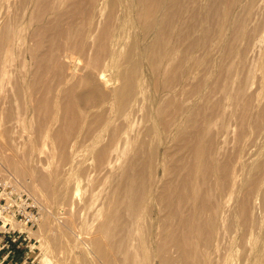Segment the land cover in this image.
<instances>
[{
  "label": "bare ground",
  "instance_id": "bare-ground-1",
  "mask_svg": "<svg viewBox=\"0 0 264 264\" xmlns=\"http://www.w3.org/2000/svg\"><path fill=\"white\" fill-rule=\"evenodd\" d=\"M6 147L38 198L76 207L84 168L92 264H262L264 0H0Z\"/></svg>",
  "mask_w": 264,
  "mask_h": 264
},
{
  "label": "rangeland",
  "instance_id": "rangeland-1",
  "mask_svg": "<svg viewBox=\"0 0 264 264\" xmlns=\"http://www.w3.org/2000/svg\"><path fill=\"white\" fill-rule=\"evenodd\" d=\"M6 148L7 149L0 148V166H3L2 170H4L0 172V177H10L17 180L12 165L13 159L8 158L12 156L13 151L8 149V147ZM26 149L27 148L25 147L24 152H26ZM45 152L49 153L50 156L52 153L51 146L42 144L41 146L34 148L31 152L30 161L28 163L25 162L22 165L24 170L29 172L27 179L31 181L33 186L39 183V177L41 174V171L35 168L36 160L40 157L45 159L43 154ZM80 153L84 154L86 153V150L82 149L80 150ZM16 154L20 155L19 153ZM54 156L55 158H53ZM57 156L56 153L52 155L51 160L54 159L52 163L53 165L57 162ZM50 169L52 170L53 167H50L48 170ZM83 169V167H79L73 170L72 174V182L74 183L73 191L77 193L76 202L78 205H76V207L73 203L70 206L68 200L62 202L56 197L53 199L46 192H42V197L38 198L39 196L33 194L30 188L25 187L34 197L40 200L38 201L41 204L43 214L45 211L51 213L49 224L55 227L54 231L52 230V233L57 236V239H53L45 228V224L43 222L40 223L38 229L33 231V235L37 238V242L35 243L33 250H28L29 259L26 262L27 264H92L91 260L87 257L85 251L86 245L83 242H85L86 239L88 240V238L93 239L96 234L95 224L97 221L93 210L97 208V203L93 200L92 206L85 209L86 202H89V200L87 201V198L89 199L90 197L89 191H91V184L87 182V179L83 178L81 174ZM62 206L66 207L62 209ZM146 228V225L136 227V235L138 238L143 236ZM136 244H139V239H136ZM258 247L259 246L255 243H251L245 248L235 249L232 256L233 264H240L241 261H243V256H249V258L255 257ZM21 254L23 255L24 251ZM2 259L1 252L0 264H2ZM253 261V259H249L246 264H252ZM104 263L107 264L106 262ZM19 264H22V262H19ZM96 264H102V262H97ZM262 264H264V258Z\"/></svg>",
  "mask_w": 264,
  "mask_h": 264
},
{
  "label": "built area",
  "instance_id": "built-area-1",
  "mask_svg": "<svg viewBox=\"0 0 264 264\" xmlns=\"http://www.w3.org/2000/svg\"><path fill=\"white\" fill-rule=\"evenodd\" d=\"M42 218L41 204L33 194L10 177H0V253L1 263L19 264L29 259ZM24 254L22 255L21 253Z\"/></svg>",
  "mask_w": 264,
  "mask_h": 264
}]
</instances>
